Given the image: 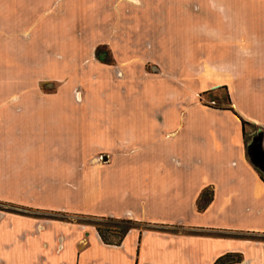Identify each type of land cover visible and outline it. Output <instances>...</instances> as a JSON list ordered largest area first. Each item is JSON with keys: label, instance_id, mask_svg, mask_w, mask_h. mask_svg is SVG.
I'll use <instances>...</instances> for the list:
<instances>
[{"label": "crops", "instance_id": "0c3cea01", "mask_svg": "<svg viewBox=\"0 0 264 264\" xmlns=\"http://www.w3.org/2000/svg\"><path fill=\"white\" fill-rule=\"evenodd\" d=\"M261 176L264 2L0 0V264H264Z\"/></svg>", "mask_w": 264, "mask_h": 264}, {"label": "trees", "instance_id": "16d2710c", "mask_svg": "<svg viewBox=\"0 0 264 264\" xmlns=\"http://www.w3.org/2000/svg\"><path fill=\"white\" fill-rule=\"evenodd\" d=\"M94 56L96 59H98L100 62H102L104 64H108L111 61L109 54L107 53V51L103 47H97L94 50ZM218 91L222 92V95H223V101L225 103V106L222 107L223 110L230 111L225 89L223 87H221L218 89ZM205 95H208V94L207 93L202 94V96H205ZM200 98H201V96H200ZM245 127L249 128L251 130L248 137H246L244 135V128ZM240 128H241L242 139H243L244 144L247 148V146L249 145V143L251 142V139L253 137H255L257 135H258L257 137H259L260 131H259V129H256V128L252 127L250 124L243 122L241 120H240ZM260 179H261V181L264 180V178L262 176L260 177ZM209 200H210V193H208L207 190H203L198 195V197L196 198V201H195L196 210L198 212L201 211L206 206V204L209 202ZM3 206H6V205L3 203H0V209H2ZM10 207L13 208L12 206H10ZM15 208L22 209V208H18V207H15ZM47 214H49V213H47ZM50 214L47 217H49ZM73 217H74L73 220L76 223L86 224V225L92 226L94 228V231L96 232L98 238L100 239V241L103 244L114 245V246H116L120 243L121 239L124 237V235L126 234V232L128 230L136 228L138 225V223H136L134 221L121 220V219L92 217V216H80V215H74ZM76 219H85L86 222H82V221L76 220ZM245 238L246 239H254L255 237L249 236V237H245ZM256 240L264 241V237H262V236L256 237ZM239 261H240V255H238V254H225V255L217 258L213 264H236Z\"/></svg>", "mask_w": 264, "mask_h": 264}, {"label": "rangeland", "instance_id": "374dc122", "mask_svg": "<svg viewBox=\"0 0 264 264\" xmlns=\"http://www.w3.org/2000/svg\"><path fill=\"white\" fill-rule=\"evenodd\" d=\"M255 1L264 2V0H255ZM47 89H51V86L50 85H48L46 87L43 86V90H47ZM204 103L212 104L213 106H217V107H221V106L224 107L225 106V103L223 101V95H222V92H220V91L215 93L214 95L206 96L204 99ZM249 133H250V129L245 127L244 128V135L246 137H248ZM257 151H258V149H257ZM76 220L86 222L85 219H76Z\"/></svg>", "mask_w": 264, "mask_h": 264}, {"label": "water", "instance_id": "95a60500", "mask_svg": "<svg viewBox=\"0 0 264 264\" xmlns=\"http://www.w3.org/2000/svg\"><path fill=\"white\" fill-rule=\"evenodd\" d=\"M255 152H256V148H250L249 149V154L251 156V158H255Z\"/></svg>", "mask_w": 264, "mask_h": 264}]
</instances>
